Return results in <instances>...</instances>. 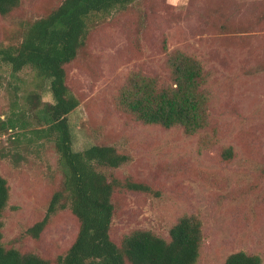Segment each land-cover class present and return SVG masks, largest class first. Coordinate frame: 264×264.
<instances>
[{
    "label": "rangeland",
    "instance_id": "obj_1",
    "mask_svg": "<svg viewBox=\"0 0 264 264\" xmlns=\"http://www.w3.org/2000/svg\"><path fill=\"white\" fill-rule=\"evenodd\" d=\"M60 3L22 0L14 16H0V44ZM90 31L79 59L67 67V86L79 101L67 116L72 148L110 145L128 156L115 173L151 187L117 201L112 238L135 229L167 238L180 216L195 215L204 235L196 264H223L236 252L264 264V0H139ZM174 50L195 57L208 73L210 124L193 136L181 127L145 125L114 103L131 73L166 80L165 61ZM29 101L53 103L49 84L29 68L13 76L0 68V174L9 185L2 242L53 260L77 235L70 211L49 215L37 239L27 229L46 217L58 189L55 148L2 127L14 103L24 111ZM30 122V129L39 128Z\"/></svg>",
    "mask_w": 264,
    "mask_h": 264
},
{
    "label": "trees",
    "instance_id": "obj_2",
    "mask_svg": "<svg viewBox=\"0 0 264 264\" xmlns=\"http://www.w3.org/2000/svg\"><path fill=\"white\" fill-rule=\"evenodd\" d=\"M137 1L61 0L34 21L21 22L15 40L0 44V68H9L12 76L32 69L42 83L49 84L53 97V103L29 101V109L24 111L14 103L2 124L19 132L14 137H23L26 142L50 140L58 156V189L52 194L46 217L29 227L27 235L37 239L47 217L58 210L68 209L78 223L72 245L53 260L3 244L2 216L9 200V185L0 174V264H196L204 235L195 215L180 216L167 238L135 229L115 241L110 228L118 212L117 201L126 193H150L151 187L115 173L128 156L110 145L95 144L79 152L72 148L67 116L79 101L67 86V67L79 59L95 21L107 19ZM21 4L22 0H0V16H14ZM165 65L166 80L135 72L126 77L114 97L117 110L145 125L181 127L188 136L207 129L209 99L204 86L208 73L195 57L181 50L168 53ZM31 120L39 128L30 129ZM231 151L225 152L227 157ZM223 264H261V258L236 252Z\"/></svg>",
    "mask_w": 264,
    "mask_h": 264
}]
</instances>
